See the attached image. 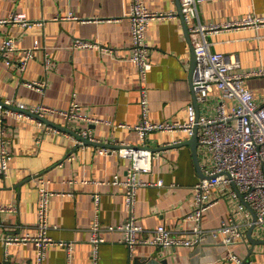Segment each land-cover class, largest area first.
I'll return each instance as SVG.
<instances>
[{
    "label": "crops",
    "instance_id": "0c3cea01",
    "mask_svg": "<svg viewBox=\"0 0 264 264\" xmlns=\"http://www.w3.org/2000/svg\"><path fill=\"white\" fill-rule=\"evenodd\" d=\"M133 0H0V19L16 13L39 23L24 28L12 22L0 24V48L12 37L19 48L39 49L21 75L0 56V100L12 99L28 106L45 104L59 109L78 105L77 117L68 124L61 116L49 118L48 125L61 133H46L28 119L9 117L13 160L7 178L0 177V205L15 210L0 212V264H37L34 243H6V237L37 234L39 188L37 177L50 181L55 194L50 200L49 235L57 242L44 264H92V226L96 219L103 227L117 226L128 217L126 187L122 184L130 161L119 154L120 146L146 144L158 155L152 172L143 175L149 185L138 190L137 217L146 230L164 225L180 237L191 236L185 217L194 202V185L201 175L186 132H152L143 140L133 127L141 119L142 78L131 60L133 38L129 13ZM152 11H176L178 17L153 21L147 32L152 68L148 88L153 121L188 120V106L194 102L191 73L193 46L180 15V0H145ZM203 23L236 19L248 14L264 15V0H216L199 5ZM72 15L73 18H68ZM78 39H88L91 48L75 47ZM212 50L235 54L241 70H264V27L222 32L209 36ZM47 58L50 59L47 65ZM27 81L45 83L42 90ZM257 100L264 102V75L247 80ZM200 113L205 110L198 104ZM98 119L90 123L83 117ZM63 128L91 131L94 144L80 145ZM181 141L179 145L170 143ZM199 153V144L197 147ZM200 156V155H199ZM202 169V160L199 157ZM203 172V171H202ZM118 179L121 184H114ZM163 181L164 185L156 183ZM101 196L100 204L95 201ZM233 204L221 200L204 214V229H214L230 217ZM247 229L246 232L249 231ZM151 235V233H150ZM253 236L264 239V232ZM99 264H135L156 254L171 264H195L210 257L208 264H236L219 260L227 253L222 245L207 240L199 246L164 249L137 245L131 249L121 242L119 231H105ZM230 247L245 264H264V244L251 243L246 233ZM71 244L69 251L67 245ZM220 244V243H218Z\"/></svg>",
    "mask_w": 264,
    "mask_h": 264
},
{
    "label": "built area",
    "instance_id": "2783aa9c",
    "mask_svg": "<svg viewBox=\"0 0 264 264\" xmlns=\"http://www.w3.org/2000/svg\"><path fill=\"white\" fill-rule=\"evenodd\" d=\"M184 23L189 30V36L196 53L197 64L192 77L194 102L188 106V120L153 121L150 116L151 106L148 88L145 86L148 73L152 68L150 62V46L147 42V32L150 24L157 20L175 19L176 11H152L145 0H133L129 13L133 48L131 60L139 69L142 85L141 90V119L133 127L143 140L152 132L176 133L186 132L190 138L197 136L199 157L202 160L204 177L193 187L194 202L191 212L185 219L191 223L188 233L191 236L180 237L175 231L161 225L153 230H146L139 224L137 217L138 190L149 185L143 175L152 172L154 153L146 144L135 146L123 144L119 154L130 161L127 178L122 183L126 187L127 219L117 225L103 227L99 219L92 226L91 242L94 244L92 264H99L101 247L106 243L105 231L123 234L121 242L134 249L137 245H154L164 249L177 246L196 247L207 240L227 249V253L219 260H230L236 264H245V260L230 251V247L239 241H246V231L252 225L257 232H264V102L257 100L254 91L247 85V80L254 76L264 75V70L243 71L237 55L226 54L212 50L209 36L229 31L244 29H260L264 27V15L248 14L236 19L203 23L200 19L199 5L216 0H180ZM68 18H73L70 15ZM24 28H31L39 23L27 19L25 14L16 13L8 20ZM88 39H78L75 47L88 49L94 46ZM41 49L39 41L32 47L19 48L12 37H7L1 48L0 56L4 63L14 68L21 75L26 71L35 53ZM50 59L47 58V65ZM27 85L42 90L45 83L27 81ZM1 101V100H0ZM198 104L205 113H200ZM79 106L71 109H59L45 104L28 106L24 103L8 99L0 102V177L7 178L11 171L13 148L11 145V127L8 119H28L46 133H61L58 128L48 125L45 120L55 116L66 119L68 124L81 115ZM90 123L98 119L84 116ZM78 135L95 140L91 131L83 129ZM78 144L84 142L74 137ZM181 141L170 143L178 145ZM50 181L43 176L37 177L39 188L37 234L29 233L21 236L6 237V243H34L37 249V264H44L47 251L57 242L49 235L50 200L55 194L49 188ZM114 184H121L116 179ZM164 185L163 181L156 183ZM221 198H226L233 204L230 217L223 220L214 229H204L202 219L204 214L216 205ZM100 195L95 196L99 205ZM12 205H0V212L12 211ZM254 215L256 220H254ZM151 233V235H150ZM220 243V244H218ZM67 245L69 251L71 244ZM210 257H201L195 264H208Z\"/></svg>",
    "mask_w": 264,
    "mask_h": 264
},
{
    "label": "water",
    "instance_id": "95a60500",
    "mask_svg": "<svg viewBox=\"0 0 264 264\" xmlns=\"http://www.w3.org/2000/svg\"><path fill=\"white\" fill-rule=\"evenodd\" d=\"M180 15L182 16V12H181V5H180ZM184 26H185V29H186V32L189 36V30H188V27L187 25L184 23ZM190 37V36H189ZM196 64H197V59H196V53L193 49V65H192V77H193V74H194V71H195V68H196ZM192 77H191V80H192ZM1 102V101H0ZM47 123H49L48 120H45ZM62 129H65L67 130L68 132H70L72 135H74L75 137H77L78 139L82 140L84 142V145H88V144H94L91 140L89 139H86L80 135H78L76 132L72 131L71 129H67V128H63V127H60ZM189 145L192 146L193 148V153H194V157H195V162H196V165L199 169V172H200V175H201V178L204 177L203 175V172H202V169H201V166H200V160H199V153H198V150H197V147H198V140H197V136H193L190 141L188 142ZM179 145V144H178ZM254 220H256L255 218V215H254ZM255 230V226L252 225L249 229V231L247 232V235H248V238L250 239L251 243L253 244V248H252V251L254 250L255 248V245L257 244H264V239H258V238H255L253 236V232ZM135 264H171L170 263V260L168 257H160L159 254H156L154 257L152 258H143V259H140V260H136L135 261Z\"/></svg>",
    "mask_w": 264,
    "mask_h": 264
}]
</instances>
